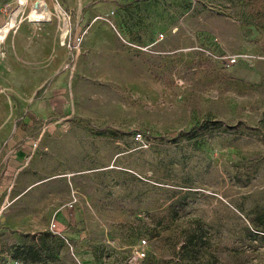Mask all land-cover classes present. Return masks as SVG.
I'll return each mask as SVG.
<instances>
[{
	"label": "rangeland",
	"instance_id": "1",
	"mask_svg": "<svg viewBox=\"0 0 264 264\" xmlns=\"http://www.w3.org/2000/svg\"><path fill=\"white\" fill-rule=\"evenodd\" d=\"M23 1L0 264H264V0Z\"/></svg>",
	"mask_w": 264,
	"mask_h": 264
},
{
	"label": "crops",
	"instance_id": "2",
	"mask_svg": "<svg viewBox=\"0 0 264 264\" xmlns=\"http://www.w3.org/2000/svg\"><path fill=\"white\" fill-rule=\"evenodd\" d=\"M9 0H0V7L2 6V4L8 2ZM14 2V0H13ZM15 4V3H14ZM17 7V6H15ZM43 11H45V8L43 9ZM8 23H3L0 26V40H4L6 35L8 34L9 31H11V29L14 27L13 25H8ZM19 25V24H18ZM17 25V34L14 36V39H18L20 37H22L26 31V26L29 25H21L18 27ZM15 29V30H16ZM63 29V28H62ZM61 31V29H60ZM13 166H7V165H1L0 166V199L4 198H8V196L10 195L12 188H13V184H14V177L17 175V171L16 169H11ZM8 176V178H7ZM3 206V205H2Z\"/></svg>",
	"mask_w": 264,
	"mask_h": 264
},
{
	"label": "built area",
	"instance_id": "3",
	"mask_svg": "<svg viewBox=\"0 0 264 264\" xmlns=\"http://www.w3.org/2000/svg\"><path fill=\"white\" fill-rule=\"evenodd\" d=\"M14 3L16 6H19V0H14ZM26 3V0L23 1V4L22 6ZM21 6V7H22ZM228 62L230 64L234 63L235 62V59L234 58H229ZM133 139L135 141H140L141 139V134L139 132H135L134 135H133ZM50 230L51 231H54L55 230V224L51 223V225L49 226ZM145 246V241L144 240H140L137 244V250H136V254L139 256V257H143L144 256V253H143V248ZM10 264H19L17 261H11Z\"/></svg>",
	"mask_w": 264,
	"mask_h": 264
}]
</instances>
